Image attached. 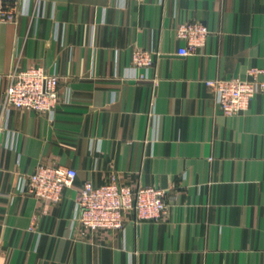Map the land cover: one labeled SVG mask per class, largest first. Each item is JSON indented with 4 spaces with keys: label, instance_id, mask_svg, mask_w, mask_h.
<instances>
[{
    "label": "crops",
    "instance_id": "obj_1",
    "mask_svg": "<svg viewBox=\"0 0 264 264\" xmlns=\"http://www.w3.org/2000/svg\"><path fill=\"white\" fill-rule=\"evenodd\" d=\"M18 5L0 20V102L15 64L56 73L62 102L50 114L0 106V264H264V89L227 116L204 84L250 67L264 81V0ZM185 21L210 33L179 55ZM135 49L152 51L148 69L131 67ZM41 163L76 171L46 209L19 190ZM112 175L165 189L163 218L81 238L77 192Z\"/></svg>",
    "mask_w": 264,
    "mask_h": 264
},
{
    "label": "built area",
    "instance_id": "obj_2",
    "mask_svg": "<svg viewBox=\"0 0 264 264\" xmlns=\"http://www.w3.org/2000/svg\"><path fill=\"white\" fill-rule=\"evenodd\" d=\"M19 14L18 0H0L1 21L14 22ZM209 33L207 26L198 21L179 24L175 35L185 42V47L179 48L178 54L196 53L205 45ZM152 54L148 49H135L131 67L135 71L148 69L153 64ZM262 73V69L250 67L246 78L206 79L204 84L211 90L220 111L230 116L247 110L251 100L264 89V81L260 79ZM134 76L139 80L146 78L143 73ZM59 81L56 73L42 66L18 69L15 64L8 74L1 109L8 113L11 109H19L50 114L62 102ZM70 96V90H67L65 102L70 100ZM75 177L76 171L72 168L41 163L33 172L21 177L19 190L35 197L46 209L61 200L64 188L71 187ZM165 192L159 187L122 184L117 175H112L108 182L99 186L86 182L75 198L77 233L83 238L97 231L122 230L130 220H161L167 207Z\"/></svg>",
    "mask_w": 264,
    "mask_h": 264
}]
</instances>
